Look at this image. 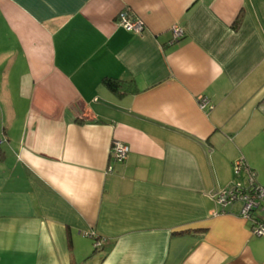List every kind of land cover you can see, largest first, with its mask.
Masks as SVG:
<instances>
[{
    "label": "crops",
    "instance_id": "crops-1",
    "mask_svg": "<svg viewBox=\"0 0 264 264\" xmlns=\"http://www.w3.org/2000/svg\"><path fill=\"white\" fill-rule=\"evenodd\" d=\"M0 37V264H264L212 197L241 158L264 186V0H0Z\"/></svg>",
    "mask_w": 264,
    "mask_h": 264
},
{
    "label": "built area",
    "instance_id": "built-area-1",
    "mask_svg": "<svg viewBox=\"0 0 264 264\" xmlns=\"http://www.w3.org/2000/svg\"><path fill=\"white\" fill-rule=\"evenodd\" d=\"M118 23L127 31L141 35L144 31V23L139 18L130 15L126 9L120 11L117 17ZM171 39L169 45L174 44L184 35L182 27L173 25L170 27ZM197 105L201 110H209L213 107L209 99L204 95L197 96ZM129 152L127 144L114 140L110 147V162L107 164V172H111L114 162H122ZM236 172H243L245 180L242 184H232L228 187L218 188L212 192V197L222 208H228L235 203L240 204L239 215L248 221L250 233L254 236H264V186L256 180V173L245 164L241 158L235 162ZM93 239V246L99 247L102 240L97 239V234H86Z\"/></svg>",
    "mask_w": 264,
    "mask_h": 264
},
{
    "label": "trees",
    "instance_id": "trees-1",
    "mask_svg": "<svg viewBox=\"0 0 264 264\" xmlns=\"http://www.w3.org/2000/svg\"><path fill=\"white\" fill-rule=\"evenodd\" d=\"M240 22L239 16L235 21L233 22V26H236ZM103 84L106 86L111 92L117 93V94H126V93H135L137 91L134 82L132 80H124V79H118V78H113V77H106L103 79ZM5 157V152L3 148L0 145V162L4 159ZM246 164V163H245ZM247 165V164H246ZM248 166V165H247ZM248 168L251 170L248 166ZM253 170V169H252ZM254 171V170H253ZM235 175L239 177V181L234 184H242L245 180V178H241V173L243 172H236L234 171ZM97 239L102 240V243L99 247H94V251L103 248L106 244L103 242L105 240L101 235L97 234Z\"/></svg>",
    "mask_w": 264,
    "mask_h": 264
},
{
    "label": "rangeland",
    "instance_id": "rangeland-1",
    "mask_svg": "<svg viewBox=\"0 0 264 264\" xmlns=\"http://www.w3.org/2000/svg\"><path fill=\"white\" fill-rule=\"evenodd\" d=\"M0 40L2 41V42H5L6 41V39L4 38V37H0ZM1 45V44H0ZM2 147V146H1ZM235 162L236 161H234V163H233V165H232V167H234V165H235ZM237 176V175H236ZM245 178V174L244 173H241V178ZM239 178V177H238ZM240 179V178H239ZM241 180V179H240ZM259 182L261 183V184H264V174H262L260 177H259Z\"/></svg>",
    "mask_w": 264,
    "mask_h": 264
}]
</instances>
